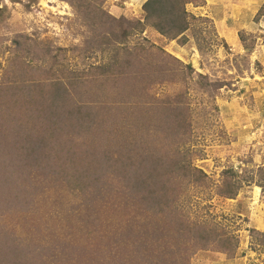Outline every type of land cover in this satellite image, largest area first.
<instances>
[{"label":"rangeland","instance_id":"1","mask_svg":"<svg viewBox=\"0 0 264 264\" xmlns=\"http://www.w3.org/2000/svg\"><path fill=\"white\" fill-rule=\"evenodd\" d=\"M142 2L0 0V188L6 193L0 191V197H10L12 185L25 182L21 194H13L9 204L1 205H12L4 222L13 231L8 238L0 236V245L6 240H12V245L27 241L37 253L41 251L40 260L44 257L46 264H117L123 259L128 264H264V245L259 241L264 233V0L188 4L187 10L198 19L190 21L185 43L147 28L121 45L133 49L146 38L177 60L170 61L169 71L159 78L150 74L159 80L149 85L148 96L183 114V128L175 133L179 135L162 137L165 149L187 152L182 164L190 160L206 175L203 184L192 183L181 194V208L191 220L232 236L233 254L185 245L172 226H165L167 219L155 218L144 203L115 215L116 210L122 211L114 208V191L98 200L82 199L86 195L76 188L82 182L72 185L65 174L74 165L91 174L97 170L91 164L106 166L97 151L86 153L76 133L58 159H41L37 168L29 160L21 162L30 168L27 180H33L34 186L16 172L22 165L21 153L12 143L17 138L14 123L23 124L26 113L20 95L12 97L14 85L30 82L38 73L35 68L50 64L49 56L58 57L59 65L73 76L102 70L112 48L99 41L112 38V29L110 23L93 24L99 17L107 21L99 12L116 19H143ZM58 167L62 171L53 173ZM230 171L241 184L234 198L219 194ZM158 226L167 229L155 234ZM138 233L150 234L143 242ZM147 246L151 255L145 256ZM9 254L0 260H10Z\"/></svg>","mask_w":264,"mask_h":264},{"label":"trees","instance_id":"2","mask_svg":"<svg viewBox=\"0 0 264 264\" xmlns=\"http://www.w3.org/2000/svg\"><path fill=\"white\" fill-rule=\"evenodd\" d=\"M188 4L202 6L205 0H146L142 6L143 19H116L100 11L107 21L102 22L99 17L93 24L99 22L103 26L110 23L112 29V38L103 37L99 41L101 45L112 48L108 64L101 67L102 70L73 76L72 72L59 65L58 57L49 56L52 58L50 64L38 68L39 71L35 68L38 73L30 78V82L23 80L21 84L14 85L12 97L20 95L26 118L20 126L14 123L13 135H17V138L12 143L21 153L20 163L29 160L31 167L37 168L41 159H58L57 154L69 146L72 134L76 133L86 153L97 151L102 164L106 166L91 164L97 167L91 174L86 168L74 165L71 166L72 172L65 174L66 182L72 185L77 183L76 180L82 182L76 185L80 193L86 195L82 199L98 200L114 191V208L122 211L115 209V215L127 213L132 204L138 206L144 203L155 218L167 219L165 226H172L178 240L185 245L189 242L193 248H214L233 254L236 241L232 236L208 223L191 220L181 208V194H185L183 192L192 183L203 184L206 175L192 167L190 160L182 164V159H187V152L182 154L181 151L165 149L162 137L166 134L171 137L175 135L176 129L183 128L180 121L183 114L169 103L148 96L149 85L159 80H153L150 74H157L156 78H159L160 74L169 71L167 66L171 65L170 61L177 60L160 52L163 50L146 38H142L143 42L133 49L121 47L130 36L141 35L147 28L169 40L178 39L185 43L182 40L190 28V21L198 19L187 10ZM141 58H144L143 61ZM138 59L141 61L136 62ZM147 81L150 82L148 85L145 84ZM22 163V170L16 172L27 180L30 168ZM40 167L44 172L47 170L44 165ZM52 170L57 173L62 171V167ZM230 173L231 177L225 178L219 194L234 198L241 184L234 179L233 171ZM107 177V182L100 186ZM32 182H29L31 187L34 186ZM24 185L25 182L13 184L10 197L21 194ZM92 187L105 190L93 192L90 189ZM0 191H3L2 188ZM5 194L2 192V195ZM8 198L0 197V236L5 238L13 231L4 222L12 205L1 206L4 202L9 204ZM124 217L127 218V214ZM160 227L155 228V234L167 229ZM130 232L131 229L128 234ZM149 234L138 233V238L144 242ZM259 235V241L264 245V233ZM12 242L6 240L0 245V256L8 255L10 251L12 253L9 254L10 260L4 257L0 260L1 264H46L44 257L40 260L41 251L37 253L38 249L34 245L27 241H16L15 245ZM147 247L145 256L151 255ZM14 257L16 259L13 260ZM117 264H128V261L119 260Z\"/></svg>","mask_w":264,"mask_h":264},{"label":"crops","instance_id":"3","mask_svg":"<svg viewBox=\"0 0 264 264\" xmlns=\"http://www.w3.org/2000/svg\"><path fill=\"white\" fill-rule=\"evenodd\" d=\"M145 0H143L142 4H144Z\"/></svg>","mask_w":264,"mask_h":264}]
</instances>
